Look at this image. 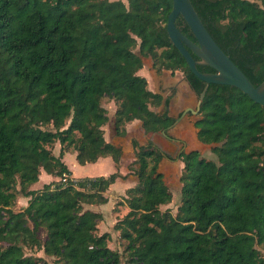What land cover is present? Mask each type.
Instances as JSON below:
<instances>
[{
	"label": "trees",
	"instance_id": "trees-1",
	"mask_svg": "<svg viewBox=\"0 0 264 264\" xmlns=\"http://www.w3.org/2000/svg\"><path fill=\"white\" fill-rule=\"evenodd\" d=\"M191 1L218 45L255 86L262 83L264 0ZM172 9L173 0H0V264H48L27 250L64 264H122L110 232L99 231L103 213L86 207L108 203L110 186L127 177L119 171L122 147L105 137L110 116L102 101L115 103L117 135L135 120L146 133L169 135L171 96L139 74L146 63L159 75L182 71L200 99L206 82L167 31ZM176 25L198 43L182 15ZM198 115L197 137L214 145L216 159L179 152L175 215L161 210L173 199L160 168L170 154L152 139L132 140L129 169L138 180L114 225L128 264H264V106L211 83ZM70 147L81 165L111 156L118 169L74 178L62 160ZM42 169L56 179L31 189ZM18 195L29 200L15 211Z\"/></svg>",
	"mask_w": 264,
	"mask_h": 264
},
{
	"label": "rangeland",
	"instance_id": "rangeland-1",
	"mask_svg": "<svg viewBox=\"0 0 264 264\" xmlns=\"http://www.w3.org/2000/svg\"><path fill=\"white\" fill-rule=\"evenodd\" d=\"M125 3L128 0H122ZM140 75L145 76L149 81V87L153 91L162 92L166 97L171 96L169 111L170 114L177 119V123L170 128L169 135H165L162 132L157 133H146L144 127L141 124L130 123L126 125L127 134L125 137L116 136L114 133V127L112 121L106 127V137L112 139L116 143L121 144H131L132 140H138L140 143H146L148 140L152 139L158 146H160L165 152L170 154V158H166L161 163V171L164 173L165 181L173 194L172 201L161 206V210H170L174 215L178 211V207L182 203V183H181V173L183 171V162L177 159V155L182 150L191 151L198 150L201 154L209 159H216L215 154L212 152V144H205L201 142L196 134V129L193 125L194 121L200 116L198 114L187 113L185 116H181L188 108L196 109L198 98L196 94L191 90L187 81L185 80L184 73L182 71H176L172 73L171 71H165L162 75L157 74L156 70L152 68V65L146 63V65L140 70ZM102 104L108 109V112L113 113L115 109V103L108 98H104ZM164 106L155 107L154 110L157 112H162ZM52 151L55 154L61 152V145L56 142L52 147ZM75 149L74 147L68 148L65 151V155L75 161V163L66 159L72 172L78 177L87 175L86 172L90 171L92 164L81 165L74 159ZM123 162L119 167V171L127 174L126 178L119 179L116 185L109 188L108 192V203L99 206L86 205L87 208L98 210L103 213L104 218L99 224L100 233L110 232L112 238L109 241L110 248L118 251L121 254L122 264H128V255L125 251V242L120 238L118 232L114 229L115 223L118 219H121L129 211V208L125 202V195L127 188L134 186L137 183V177L129 169L131 162L135 160V155L132 149L127 150L124 153ZM105 175L111 174L114 171V166H110L109 163L103 165ZM133 168V167H132ZM98 169H101L99 167ZM116 171V170H115ZM96 173H93V176ZM104 175V174H98ZM49 181V178L44 175L42 180L37 183L35 188L40 187L44 182ZM28 198L18 195L16 203L14 205V210L19 211L26 207L28 203ZM41 235L43 239L46 238L45 233L42 231ZM28 254H36L43 256L48 264H64L63 262H58L55 257L46 256L43 252H32V250H27Z\"/></svg>",
	"mask_w": 264,
	"mask_h": 264
},
{
	"label": "water",
	"instance_id": "water-1",
	"mask_svg": "<svg viewBox=\"0 0 264 264\" xmlns=\"http://www.w3.org/2000/svg\"><path fill=\"white\" fill-rule=\"evenodd\" d=\"M180 15L189 24L198 43L192 41L178 29L176 20ZM167 31L173 44L185 57L191 71L206 82L200 99L197 101L196 109L188 108L181 116H185L188 112L199 113L202 100L211 83L237 87L256 103L264 106V81L255 86L232 61L230 56L214 40L191 0H173V9L168 16ZM192 53L196 54L199 59L196 60ZM198 65L211 67L215 72H202L198 69ZM176 123L177 119L171 127Z\"/></svg>",
	"mask_w": 264,
	"mask_h": 264
},
{
	"label": "crops",
	"instance_id": "crops-1",
	"mask_svg": "<svg viewBox=\"0 0 264 264\" xmlns=\"http://www.w3.org/2000/svg\"><path fill=\"white\" fill-rule=\"evenodd\" d=\"M146 65V64H145ZM144 65V66H145ZM165 71H163L162 72V74L164 73ZM139 74H140V72H139ZM162 74H160V75H162ZM115 105V104H114ZM115 110H116V106H115V109H114V111H113V113H112V115H111V113H109V116H110V121H112V124H113V119H114V113H115ZM109 121V122H110ZM109 122L103 127L104 128V130L106 131L107 129H106V127L109 125ZM131 123H134V124H141L142 125V123L139 121V120H135V121H133V122H131ZM130 123H128V125H129ZM114 127V126H113ZM128 129V128H127ZM126 129V130H127ZM114 133H115V135L116 136H119V135H117L116 134V132H115V129H114ZM105 137H106V132H105ZM121 137H125V136H121ZM106 139H107V141H109V142H111V143H113L114 145H116V146H121L122 147V150H123V154H122V158H121V160H120V164H119V167H120V165H121V163L123 162V157H124V153L127 151V150H130V148L132 149V152H133V154H134V148H133V146H132V141H131V144H126V145H124V144H121V143H116V142H114L112 139H108L107 137H106ZM60 154V153H59ZM59 154H56V155H59ZM76 155H77V153H76V151H75V153H74V159L76 160V162H78L77 161V159H76ZM66 159L68 160V159H70L69 157H68V155L66 154L65 155V152H64V156H63V161H64V163L65 164H67V166L69 167V169L72 171V168H70V166L68 165V163H67V161H66ZM70 161H72L71 159H70ZM75 163V161H72V163ZM106 163H109V165L110 166H114V171H112V173L113 172H115V170H117L118 168V166L115 164V162H114V160L112 159V157L111 156H107V157H101L100 159H98V161L97 162H95V163H87V164H92L91 166H89L90 168V171H88V172H86V174H88V176L87 175H84V176H76L73 172H72V176L74 177V178H77V179H79V178H84V177H95V176H93L92 174L93 173H96L95 175L96 176H101V175H98V174H104L105 175V171H103L104 170V168H103V165L104 164H106ZM86 165V164H85ZM99 167H101V169H98ZM122 173V172H121ZM122 174H124V175H126L125 173H122ZM44 175H46L48 178H49V181H47V182H44L40 187H38V188H35L36 187V185H37V183H39L41 180H42V176L44 177ZM108 175H110V173L109 174H107L106 173V175L105 176H108ZM56 178L55 177H53L51 174H49L48 172H46L44 169H42V171H41V173H40V176H39V181L37 182V183H35L32 187H31V189H39V188H41L44 184H46V183H50L51 181H53V180H55ZM122 179V178H121ZM120 179V180H121ZM119 180V179H118ZM117 180V181H118ZM117 181L114 183V184H112L110 187H112L113 185H116L117 184ZM133 187V186H132ZM108 192V191H107ZM106 196L107 197H109L108 196V194H106ZM27 198V197H26ZM29 199V198H28ZM28 204V203H27ZM104 205V204H103ZM98 211V210H97Z\"/></svg>",
	"mask_w": 264,
	"mask_h": 264
},
{
	"label": "built area",
	"instance_id": "built-area-1",
	"mask_svg": "<svg viewBox=\"0 0 264 264\" xmlns=\"http://www.w3.org/2000/svg\"><path fill=\"white\" fill-rule=\"evenodd\" d=\"M64 181H66V175H64V178H63Z\"/></svg>",
	"mask_w": 264,
	"mask_h": 264
}]
</instances>
